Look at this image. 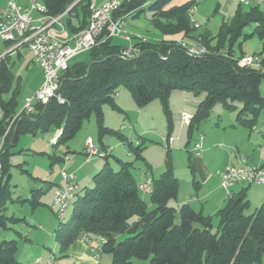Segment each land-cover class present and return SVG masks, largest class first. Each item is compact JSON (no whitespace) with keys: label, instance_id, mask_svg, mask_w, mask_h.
Returning <instances> with one entry per match:
<instances>
[{"label":"trees","instance_id":"16d2710c","mask_svg":"<svg viewBox=\"0 0 264 264\" xmlns=\"http://www.w3.org/2000/svg\"><path fill=\"white\" fill-rule=\"evenodd\" d=\"M41 1L48 15L65 17L71 33L88 23L91 0ZM120 1V6L113 11L114 18L126 21L130 16L144 13L161 36L177 33L181 36L170 40L148 37L146 41L133 37L131 53L125 55L127 45L116 44L114 37L99 35L96 45L87 50L89 59L69 62L61 73L57 94L63 101L56 97L45 103L34 101L33 111L29 113L16 111L19 89L18 86L12 89L14 74L7 56L0 57V229H13L11 224L20 220L7 214L9 202H28L33 207L40 204L41 189L31 190L29 198L12 197L10 148L22 134L35 136L38 132L59 130L55 146L71 138L94 114L99 146L105 148L101 141L104 134H115L127 144L130 155L143 158L142 136L133 143L102 123L104 104L110 103L119 109L114 102L118 85L130 91L138 107L159 100L169 120L166 138L172 125L168 97L173 90L205 93L189 121V134L199 120L210 115L216 103L227 110L235 109L236 103H240L237 120L247 127L254 124L264 108V96L259 88L264 71L241 65L238 58L243 54L238 57L233 50L244 26L252 24L253 33L264 38V11L256 2L238 3L230 18L224 19L218 32L212 35L207 29L201 30L199 24L195 27L189 18V9L198 1L186 0L170 6L172 0ZM79 10L80 15L76 14L79 25H75L72 13ZM243 36L246 38L247 34ZM181 38L204 46L206 52L189 55L178 43ZM253 53L263 58L264 66L262 53ZM11 89L5 99L4 95ZM169 153L170 146L166 144V168L151 181L149 189L151 208L140 196L139 184L131 170L133 163L116 158L118 168L114 169L108 158L115 156L112 152L105 156L106 161L92 176L91 185L74 192L69 216L58 221L55 237L60 251L64 252L85 232L93 238H105L101 252L112 254L111 264H131L133 259L146 260L147 264H261L264 204L249 212L245 194L232 195L216 213V224L210 215L195 211L187 203L173 206L179 180L172 172ZM16 249L15 239L0 240V264H24L15 257Z\"/></svg>","mask_w":264,"mask_h":264},{"label":"rangeland","instance_id":"374dc122","mask_svg":"<svg viewBox=\"0 0 264 264\" xmlns=\"http://www.w3.org/2000/svg\"><path fill=\"white\" fill-rule=\"evenodd\" d=\"M219 5V6H218ZM258 6L260 10L264 11V0H259ZM237 5L234 7L225 8L224 1L222 0H199L196 5V12L194 13V18L200 24V29H208V31L215 35L222 21L224 19L230 18L233 11H235ZM235 8V9H234ZM150 15V12L148 13ZM126 26L124 29L129 33H136L140 35L148 36L149 38L160 39V34L153 28L150 24L148 17L142 13L138 17H132L126 19ZM140 33H137V32ZM242 36L236 40L233 45V50L236 56H240L241 54H252L253 52H261L264 56V38H259L256 34L253 33V25L244 26ZM253 33V34H252ZM244 34H247L246 38H244ZM113 41L116 44H126V40L119 37H114ZM128 42V41H127ZM0 45L3 46L2 40H0ZM3 48V47H2ZM237 57V58H238ZM20 58V60H19ZM17 57L14 55L10 62L12 65V71L15 74V80L12 85V89L16 86V80L20 76L19 79V92L17 94V107L16 111L19 112L22 107L24 100L27 97H33L36 92V88L41 81V71L39 68H36L33 62L29 63V69L26 71V63L30 61V53L26 49V47L21 48V57ZM89 59V53L87 51H83L75 56L70 62L76 61H87ZM25 75V76H24ZM28 75V76H27ZM40 75V77H39ZM261 94L264 96V80L261 81L259 85ZM12 89L9 93L4 95V98H8L12 92ZM117 92L120 94V100L123 104V110L113 107L112 104L106 103L102 106L103 119L102 123L106 126H111L112 129L120 132L126 138L133 143H136L137 138L141 135L144 139V148L142 150L143 158H136L134 155L129 156L128 150L129 147L127 144H123L122 140H120L117 135L107 133L101 137V141L104 144H108L109 147H112L113 155L115 156L108 158L109 165L114 169L118 168L117 159L122 161H131L133 164L131 170L135 176L140 175L142 177L141 180L143 182L146 177L151 178L152 173L155 178H157L162 171L166 168V143L165 138L161 136L166 135L168 132V116L165 114L161 103L159 100H153L149 104L145 106L138 107L133 100V97L130 94V91L124 85H118ZM183 90H174L169 94L168 97V109L170 111V117L172 119V131L170 133L171 136H180L179 134V119L178 115L180 110V101L182 100L184 95H188V99H186L187 103L191 105L190 99H198L200 100V96H205L204 92H200L198 94L189 91ZM118 101L117 97L114 98V102ZM128 101V103H126ZM117 104V103H116ZM189 105V106H190ZM156 107V108H155ZM147 108L152 115V118H144L135 128L132 127L136 120L134 116L137 117V110ZM223 105L221 103H216L212 107V111L210 116L204 119L199 120V129H194V135L197 133L203 132L202 126L208 121H211V124L214 125L216 113L214 112L223 109ZM182 114V113H181ZM1 115V112H0ZM264 115V108L262 110V116L259 118L260 123L263 121L262 117ZM1 120V116H0ZM121 124L125 125V129L123 130L120 126ZM143 128L146 129L145 133H143ZM187 124L183 128V134L180 141L176 140L174 144L170 145V153L169 160L172 167V172L177 177H180L182 185H184L185 181L183 178H186L188 174H191V158H188V151L185 148V142L187 141ZM53 132L40 133L38 132L35 136L29 134L20 135L19 141H17V145L11 147L13 150V154L10 156V162L12 163L11 174H12V190L13 195L16 193L21 195L22 197H26L31 195V188L33 185L39 186V184H34L33 177L31 175H39V176H52L56 173H60L58 171V165L60 164L56 160H53L50 156H56L62 158L64 156H68L69 159L72 156H84V151L81 150V141L84 140L85 137H91L93 141L99 146L100 140L98 139V126L95 119V115L92 114L87 120L83 122L80 126L79 130L65 142H62L58 145H53L54 141H51ZM223 148V149H222ZM222 150H229V147L225 143L220 148ZM83 152V156H82ZM83 159V158H82ZM92 162L87 165H93L95 161L100 162V167L97 169L100 170L106 159L99 156H94L91 160ZM17 165H16V164ZM19 164V165H18ZM150 166L153 171H151ZM27 170V173L24 171ZM96 171V172H97ZM31 173V174H30ZM95 174V173H94ZM186 176V177H183ZM91 185V184H90ZM89 185V186H90ZM46 189V187H45ZM44 189V190H45ZM16 190V192H15ZM52 189L49 188L40 195L41 200L47 204H49V200L51 198ZM142 198L147 201L148 207L151 208L153 205L149 203L148 195H141ZM72 202L68 205L67 217L69 216L72 210ZM7 209L13 211L15 214L20 212H26L25 214L28 216L26 221L21 220L20 223H12L11 226L13 229H0V240L3 239H15L17 241V257L22 258L21 254L26 252V246L29 245L27 240L24 239V236L28 232L40 231L38 229L39 224H41L40 218H42L45 214L41 210L47 209L44 207H40L36 213L34 214L36 220H30L28 210H30V205L26 204L23 207L16 204L15 202H9L7 204ZM51 213V212H49ZM17 216V215H15ZM55 223H57V217L52 214ZM216 218L214 219V224ZM18 233H20L18 235ZM123 235L121 236V238ZM52 242V241H51ZM35 252L31 249V258H34L33 253ZM29 259V260H30ZM134 262H143L142 260L134 259ZM261 264H264V254L262 256Z\"/></svg>","mask_w":264,"mask_h":264},{"label":"crops","instance_id":"0c3cea01","mask_svg":"<svg viewBox=\"0 0 264 264\" xmlns=\"http://www.w3.org/2000/svg\"><path fill=\"white\" fill-rule=\"evenodd\" d=\"M16 1L21 6H24L27 3L24 0H16ZM104 1L105 0H91V4L100 5ZM184 1L186 0H172L171 2H169V6L174 5V4H181V2L183 3ZM222 1H224L225 8H228V9L238 4L237 0H222ZM6 2L7 0H0V8L5 7ZM258 2L259 0L256 3L258 4ZM32 14L34 17L38 16L36 12H33ZM76 14L77 16H79L80 10L72 13V16L75 17V19L73 17L74 24L79 25V22L76 20V17H77ZM61 20H63L62 23L64 26V29L61 32V36H64L70 39L74 33H71L69 29L67 28L65 17H63V19ZM137 33H140V32L138 31ZM180 36L181 35L177 33L174 35H170V34L165 35V36L160 35L159 38H165V39L170 40V39L179 38ZM0 40H2L3 42V46L0 45V57L7 56L6 58L8 59L9 62L14 55H16L18 58L21 57V48L26 47V49L30 53V59H29L30 61L26 63L25 70L28 71L29 63L33 62L36 65L35 67L39 68L42 74L40 78L41 81L39 82V85L36 88L37 90L43 82V72L40 66L34 61L33 56L30 50L28 49V47L26 45L24 46L16 45L14 43L7 44L3 39H0ZM69 43L71 44L72 40H69ZM130 44H131L130 42L126 41V44H122V45L128 46ZM9 64L12 70L11 62ZM15 79L16 78L14 74V80ZM19 79H21L20 76L16 80V86H15V87L18 86V88H19V84H18ZM184 96L185 97H183L182 100L180 101L181 105L178 108L180 110L179 115H178V119L180 120L179 121L180 136L179 137L172 136L173 139L170 142V145L174 144L176 140L178 141L181 140L182 134H183V128L187 124V130H186L187 141L185 142L184 145H185L186 151H188V158H191V163H190L191 174H188L187 177L183 176V177H186V178H183L185 181L184 185H182L180 177L176 176L179 180V188H178L177 197L175 200L172 201V205L178 207L181 204L187 203L195 211H200L204 215H210L212 217L213 223H214V219L216 218L215 222L217 223L216 213L218 212L220 208H222L227 203V201L232 195L243 192V194H245L246 199L249 201V205H250L249 212L259 207L260 205L264 204V184H248L244 182L236 183L230 188L232 195H229L226 190L220 187V179L217 174L218 171L223 170L227 165L237 164L239 156L246 157L247 161L250 164L264 166V115L262 117L263 121H261V123L259 119L262 116L263 109L261 110L258 118H256L257 120L250 127L240 124V122H238L237 120L238 110L241 107L240 103L239 104L236 103V106H235L236 108L233 110H227L225 108L219 109L214 112V115L216 113V118L214 120L215 122H213L214 125L211 124V121H208V123H205L204 126L201 127L204 129L202 130L203 132H200V134H198L199 133L198 132L197 135L195 136L194 129H199L200 121L192 127V131L189 134L188 126H189L190 120H183L181 118V113H187L191 115L192 117L196 111V108L199 102L204 98V96L201 95L199 98L200 100L198 99L194 100L191 98L190 99L191 105L186 102L187 101L186 99H188V95H184ZM116 97L118 99L116 103L121 111L123 110L122 108L123 104L119 98L120 97L119 92H117V95L115 96V98ZM126 103H128V101ZM137 111H138L137 112L138 115L137 117L134 116L136 123L132 125L133 128H135L136 125H138V123L144 120V118H152V115H150L151 112L147 108L138 109ZM106 127L112 129V127L109 125ZM120 127L123 130L125 129L124 124H121ZM172 129L173 128L171 125L169 133H171ZM142 131L143 133H145L146 129L143 128ZM57 133H60V131L57 130L53 132V135L50 138L51 141H54L53 138L54 136L57 135ZM166 135L161 136V137L166 138ZM199 135L203 136L202 141H201L202 151H201V155L196 156L192 148H193L194 142L196 141ZM84 140L81 141L82 151L84 149ZM223 143H225L227 147H229V150L226 151V150H222L223 148L220 149L223 146ZM107 145L108 144L103 143L104 147H107ZM12 151L13 150L10 149L11 154H13ZM112 154H113V151H112ZM82 156H83V152H82ZM129 156H132V155H129ZM91 160L92 158L87 160L85 155L83 157L72 156L70 157L69 162L65 166L67 171L75 172L76 180L78 183V192L79 190L83 189V187L89 186L91 184L92 176L94 175V173H96L97 169L101 165L100 162L98 161H95L93 165L92 164L87 165L92 162ZM56 161L60 163L57 166L59 169L58 171H60L61 166H62V161L59 159L58 160L56 159ZM150 169L151 171H153L151 166H150ZM24 171L27 173L26 169H24ZM31 176L33 177L34 184H39V186L33 185L31 190H34V189L42 190L40 193L38 192L39 193L38 201L40 204H37L33 207L28 202H23V203L15 202V203L22 207L26 204L30 205V210H28L27 213H29L31 221L37 219V218L34 219L35 218L34 214L40 207H44V208L46 207L48 208V210L47 209L41 210L42 212H44L45 215L39 220L41 221V224H39L38 226V229L40 231L28 232L24 236V239L27 240L29 245L26 246V252L24 254H21L22 258H20L19 260V258L17 257V249L15 251V257L24 264H34L33 260L39 257L41 258V264H44V261H46L45 259H46L47 253L49 251H53L56 256L57 264H111L112 254L110 252H101L99 255V258H95L93 256V252L91 251V247L81 240L80 235L70 243V245L67 247V249L64 252L60 251L59 244L55 237V231L57 228L58 221L57 223H55L54 218L52 216V214L54 216L55 214L51 209V203H52L54 191L57 188L62 187L63 185L61 175L60 173L58 174L56 173L55 175H52V176L51 175L50 176L31 175ZM135 178L138 184L147 185V182H150V189H151V181L155 178V176L152 173L151 178L146 177L144 179L145 180L144 182L143 180H141L142 177H140V175L135 176ZM49 188L52 189V193H50L51 198L49 200V204H47L41 200L40 195L43 194V192ZM141 195L149 196V192L140 191V196ZM12 197L14 199L17 197L24 198L21 195H18L16 193L14 195L12 194ZM29 197L30 195L26 196L25 198H29ZM74 199H75V196L71 201L72 203ZM25 213L26 212H23V213L20 212L18 214H15L13 211H10L9 209H7V214L14 215V216L17 215L15 217L20 219L18 220L17 223H20L21 220L22 222L26 221L28 214L26 215ZM19 234L20 233H18V235ZM31 249L35 251V252H32L34 255L33 256L34 258L32 259H30ZM142 261L143 262H134V259H133L131 264H147L146 260H142Z\"/></svg>","mask_w":264,"mask_h":264},{"label":"built area","instance_id":"2783aa9c","mask_svg":"<svg viewBox=\"0 0 264 264\" xmlns=\"http://www.w3.org/2000/svg\"><path fill=\"white\" fill-rule=\"evenodd\" d=\"M26 5L21 6L16 0H7L5 7L0 8V39L5 41H13L16 45H26L30 50L34 61L40 66L43 72V82L36 90L33 97H27L24 100L22 109L29 113L33 111L34 101L47 102L51 97H56L59 101H63L61 96L57 94L60 84V75L68 67L69 62L83 51H87L97 43V38L101 34L106 37H121L132 43L133 37L138 40L146 41L145 35L129 33L124 29L125 20L121 17L114 18L113 11L117 9L121 3L120 0H105L100 5L91 4L90 15L87 25L74 33L72 37L66 38L61 36L64 29L62 14L50 16L46 13V7L41 0H24ZM197 3L199 0H192ZM238 3L248 5L258 0H237ZM33 12L38 14L33 16ZM196 12V4L189 9V18L191 22L198 25V21L194 18ZM72 40V43H69ZM178 43L186 50L189 55H199L206 52L204 46L198 45L186 38L178 39ZM132 50V44L124 51L125 55H129ZM238 62L246 67H252L264 71L263 58L258 54H243L238 58ZM117 95V92L114 96ZM17 113V114H18ZM183 120H190L191 115L182 113ZM9 129V127H8ZM59 133L54 136L55 141ZM202 135H199L193 144L192 150L196 156L201 155L202 151ZM173 137L165 138V143L170 145ZM137 142V141H136ZM112 147L98 146L91 137L84 140V155L86 159L94 156L105 157L112 152ZM130 155V153L128 152ZM62 166L60 175L63 181L62 187L54 191L51 209L57 217L58 221H64L67 217L68 205L78 190L76 174L73 171H67L65 166L69 162V157L61 158ZM220 179V187L232 195L230 188L236 183L248 184H264V166L250 164L246 157L239 156L237 164H229L223 170L218 171ZM140 191L149 192L150 182L147 185L139 184ZM80 238L84 243L91 247L93 256L99 258L102 251V244L106 241L104 237H90L85 232L80 234ZM44 264H57L56 256L53 251H49L46 255ZM34 264H41V258H35Z\"/></svg>","mask_w":264,"mask_h":264}]
</instances>
